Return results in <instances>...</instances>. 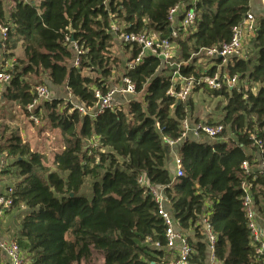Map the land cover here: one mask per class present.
<instances>
[{"label": "trees", "instance_id": "1", "mask_svg": "<svg viewBox=\"0 0 264 264\" xmlns=\"http://www.w3.org/2000/svg\"><path fill=\"white\" fill-rule=\"evenodd\" d=\"M249 2L38 0L35 5L14 0L5 15L0 1V23L12 26L3 48L11 51L19 43L23 53L9 71L4 98L25 114L34 99L30 76L40 80L37 85L45 80L55 88L65 86L74 101L88 108L95 106L94 91L105 93L119 69L121 79L134 85L135 96L143 93L142 102L134 99L126 109L103 111L94 119L62 99L45 102L46 119L63 144L50 164L19 136L7 139L1 151L18 170L11 209H27L14 241L29 264H164L163 222L148 187L138 183L140 177L162 188L166 210L192 248L191 263L206 264L201 219L207 216L219 264H260L250 245L240 187L242 182L250 185L264 219V172L256 168L264 161V147L257 160L245 151L255 148L254 140L264 143V15L255 17L256 31L247 40L250 57L232 60L225 68L238 86L208 90L225 105L221 121L207 125L224 126L221 138L226 131L231 138L184 140L178 150L180 177L172 175L171 149L162 141L178 139L187 119L186 104L167 95L178 88L165 75L167 66L177 61L182 78L198 77L196 67L182 64L194 62L204 49L227 44L232 28L250 12ZM180 5L191 8L196 19L173 40L176 56L171 62L146 55L130 69L140 51L134 45H123L130 49L125 62L113 56V22L126 33L167 39L168 12ZM71 42L82 51L77 66ZM213 74L214 68L207 76ZM243 162L251 168L248 176L241 171ZM87 182L90 198L82 192Z\"/></svg>", "mask_w": 264, "mask_h": 264}, {"label": "built area", "instance_id": "2", "mask_svg": "<svg viewBox=\"0 0 264 264\" xmlns=\"http://www.w3.org/2000/svg\"><path fill=\"white\" fill-rule=\"evenodd\" d=\"M101 1L104 5H107L109 2V0ZM195 19V12L191 8L180 5L170 9L168 12L167 21L170 27V36L167 39H159L157 37L146 36L144 34L126 33L121 30L116 22L111 24V31L114 34L115 39L120 44L124 46L134 45L140 49L135 61L130 63L128 68H133L135 64H137L140 59L146 55L156 57L161 62L167 64L174 57L176 50L173 40L178 38L179 31L185 32L189 27L194 25ZM256 28L257 25L255 16L252 13L247 12L241 22L232 28L231 38L227 44L213 46L211 48L204 49L201 52L203 55L202 57L205 60L210 62L213 61L214 64H208L206 71L202 75H198V77L182 78L179 73L176 72L175 76L181 79L182 84L181 86L177 84V89L171 88L167 92V95L173 98L176 103L184 104L193 90L197 87L205 86L208 89L215 91L222 88L230 90L237 87V78L229 77L227 72L221 73L219 71V67L225 69L230 61L244 59L241 55L244 41L247 43V40L254 36ZM11 30L12 26H6L0 23V46H4ZM245 38L246 40H244ZM67 40L68 39H66V41ZM71 47L76 57L74 60V66H77V56L82 54V51L73 42H71ZM212 68H214L213 76H207V73L210 72ZM10 81L11 74L9 73V70L1 69L0 84L8 86ZM33 95L34 99L32 103L25 108V112L30 122L38 124L39 120L35 111L42 102H50L52 100V95L46 85L35 86L33 88ZM133 96H135L134 85L128 79L122 78L120 86H113L105 93L95 90L94 97L96 99V103L92 108H88L84 104L74 101L71 97L68 102L70 103L71 108L76 110L80 115L94 119L99 113L103 111H113L116 107H118V97ZM224 131L225 128L222 125L210 126L204 123L190 124L186 119L181 123V134L178 139L171 140L166 137H162V141L172 151V149L179 147L187 138L197 141L201 139L219 140L222 139L221 137ZM253 145L257 146L259 149L264 147V143L258 140H254ZM261 152L262 151H260V153ZM180 164V158L176 157L174 159L175 177H180L182 175ZM256 168L263 173L264 161L259 160ZM241 171L246 176L250 175L251 168L247 162L242 163ZM138 183L141 186L148 187L149 195L157 206V215L163 222L165 238L164 249L167 252L173 253V257L164 262V264H193L190 262V257L193 253L192 248L187 243L186 235L177 229L174 220L167 212L166 198L163 195L162 189L159 190L157 187L150 186L143 177L138 179ZM240 188L242 191L241 207L246 219L250 245L253 248L257 259L260 261V264H264V219L255 208L252 193L250 191V185L246 182H242ZM11 195V189L0 195V217L11 210ZM201 226L208 251L206 264H219L213 255L216 237L211 230L207 216L201 219ZM155 247L158 248L159 246L155 244ZM0 253H2V255L6 258L7 264H29L28 259L21 252L14 240H1Z\"/></svg>", "mask_w": 264, "mask_h": 264}, {"label": "rangeland", "instance_id": "3", "mask_svg": "<svg viewBox=\"0 0 264 264\" xmlns=\"http://www.w3.org/2000/svg\"><path fill=\"white\" fill-rule=\"evenodd\" d=\"M37 1L38 0H24V2H35V5H37ZM1 3L5 15H8L9 11L13 9L14 0H1ZM115 41L116 42H114L113 56L120 63H123L129 57L130 49L125 48L122 44L117 42V40ZM14 47L15 48L11 51H7L4 48L0 50V70H13L14 67L18 65L17 60L23 58L22 48L20 44L17 43ZM241 55L244 59L250 57L249 47L247 43L243 45ZM175 56L176 50L174 53V57ZM202 56V54L194 56V62L189 61L187 63H183L182 65H193L194 67H196L198 75H202L206 71L207 65L209 64V62L205 60ZM75 58L76 57H74V60ZM74 60L72 63L73 66ZM167 67L168 68L166 70L165 75L170 76L171 81L173 83L181 86V79L175 76V73L179 69L177 61L170 63ZM121 75V69L112 74L113 78L111 79V84L109 88L117 85L120 86L122 80ZM27 82L33 86H36L38 83H41L38 78L33 76L28 77ZM42 83H44V85L49 88L50 94L52 95V99H62L65 103L70 100L69 94L67 90L64 89V87L59 89L52 87L45 80H43ZM0 85L1 89L3 90L2 92H4L7 88V85ZM240 85H243V83ZM197 88L200 89L193 90L187 101L184 103L188 104V106L186 107L187 121H190L191 123L193 122V120H197V122H203L204 124L220 122L223 115V107L225 105L224 100L222 98L210 95V92L208 91L210 89L205 86ZM134 99L142 102L143 93L137 94L133 97H118L117 108L126 109L128 103H130ZM44 103L45 102H42L38 107L39 123L34 124L28 120L26 114L21 109H19L16 104L9 102L6 98H4L3 102H1L0 100V171H6L7 169L12 170L11 173L9 172L10 178L8 180V183L11 182V184L13 183L14 185V183L18 181V170L16 167L12 166L13 160L7 158L6 153L2 152L1 149L5 145L7 139H9L12 135H20L21 139L29 144L30 149L32 151H38L43 154L48 164L51 163V159L53 158V152L59 151L63 146L59 131L50 128V124L46 119L47 112L44 107ZM229 138H231V136L226 131V135L223 139L225 141H228ZM210 142L214 143L217 141L210 140ZM255 148L251 147L249 149H246L245 151L246 153H250V155L252 156L254 155V158H257L260 154V151H263V148L259 149L257 146H255ZM88 187L89 182H87V185L85 186L82 192L86 195V197L90 198V192L88 191ZM25 213H27V209L23 210L19 208L15 209L14 213L10 215L9 218H11L10 220L15 228L17 226L18 221L25 215Z\"/></svg>", "mask_w": 264, "mask_h": 264}, {"label": "crops", "instance_id": "4", "mask_svg": "<svg viewBox=\"0 0 264 264\" xmlns=\"http://www.w3.org/2000/svg\"><path fill=\"white\" fill-rule=\"evenodd\" d=\"M249 8H250V13H252L255 17H257L259 15H264V0H250ZM153 36L156 37L155 35H153ZM244 40H246V38ZM245 43H246V41H244V44ZM3 47L0 46V50ZM208 62H209V64H211V63L214 64L213 61L212 62L208 61ZM219 71L221 73H226V70L222 69L221 67H219ZM63 87H64L65 90H67L65 86H63ZM60 88H62V87H60ZM2 91L3 90L1 89V85H0V100H1V102H3V100H4V92H2ZM187 106H188V104H186V107ZM189 123H190V121H189ZM199 123H203V122H197V120H193V122H191L190 124H199ZM21 133H22V131H21ZM17 136L20 137V135H17ZM201 141H210V140L209 139H207V140L201 139ZM213 141H222V139L213 140ZM178 150H179V147H176V148L172 149L171 154H170V165H169V167H170V171H171L172 175H174V173H175L174 159L176 157H179V155H178L179 151ZM34 152L42 154V153H40L38 151H34ZM56 152H58V151H54L52 156H54V154ZM247 154H250V153H247ZM255 159L257 160L258 158H255ZM52 160H53V158L51 159V161ZM9 172L11 173L12 170L11 169H7L6 171H0V195L4 194L7 190L12 189V187H13V183L12 184H11V182L8 183V180L10 178V173ZM20 208L23 209V210L24 209L26 210V208H24V207H20ZM14 211H15V209H11L9 212H7L6 214H4L3 216L0 217V241L1 240H14L16 235H17V232L19 231V225H20L21 219L23 217L18 221L17 226L15 228L13 223L10 220L11 218H9L10 215H12V213H14ZM167 253H168L167 254V260H170L173 257V253H171V252H167ZM0 264H7V260L4 257V255H2V253H0Z\"/></svg>", "mask_w": 264, "mask_h": 264}, {"label": "water", "instance_id": "5", "mask_svg": "<svg viewBox=\"0 0 264 264\" xmlns=\"http://www.w3.org/2000/svg\"><path fill=\"white\" fill-rule=\"evenodd\" d=\"M177 104H179V103H177ZM157 189L161 190L162 188L161 187H157Z\"/></svg>", "mask_w": 264, "mask_h": 264}]
</instances>
